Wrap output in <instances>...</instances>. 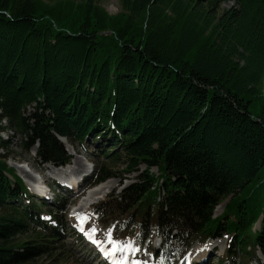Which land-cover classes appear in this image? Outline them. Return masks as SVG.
Returning <instances> with one entry per match:
<instances>
[{"label": "trees", "instance_id": "obj_1", "mask_svg": "<svg viewBox=\"0 0 264 264\" xmlns=\"http://www.w3.org/2000/svg\"><path fill=\"white\" fill-rule=\"evenodd\" d=\"M96 1L0 0V133L54 165L69 160L60 138L108 141L94 182L121 157L144 164L98 208L121 237L159 230L182 246L224 229L264 255V0H119L118 15ZM6 173L0 161V264H25L52 251L54 229Z\"/></svg>", "mask_w": 264, "mask_h": 264}, {"label": "rangeland", "instance_id": "obj_2", "mask_svg": "<svg viewBox=\"0 0 264 264\" xmlns=\"http://www.w3.org/2000/svg\"><path fill=\"white\" fill-rule=\"evenodd\" d=\"M44 4H51L54 2H62L63 0H40ZM73 1H82V0H73ZM96 4L103 8L109 15H118L120 13V3L119 0H97ZM224 5V4H223ZM169 15V14H168ZM34 109L32 107L27 108L26 114H32L34 113ZM2 125H5L6 123L4 121L1 122ZM0 137L2 140H7L9 143L8 150L0 149V161L4 162L7 167L13 169L12 174H7L6 176L12 181H15V178L19 179L23 185L26 186V188L29 190L30 195L33 194L30 189L33 188V190H37V188L40 186L42 189L43 187L46 188L49 192V196L52 195L55 196V199H59L60 204H52L50 200H43L45 203L41 202L42 200L40 197L34 198V203L37 205L40 211L44 212H51L52 214H56L61 219H63V222H61L63 227L62 233V241L59 243H56L58 245H62L59 248H56L52 250L51 252L42 254V255H36L30 262L25 264H96L93 259L95 258V255H92L91 252L88 250L87 247H83L82 242L76 239L75 235H77V232L74 235V229L78 225H74V228L72 227L71 222H83V226L86 227L84 232H87L88 228H92L95 232V238L102 241V243L105 245V247L109 251H113L114 245L109 242V234L112 233L111 238L112 240L119 241L120 244L125 245L129 242H126L127 240L122 239L118 240L115 239L114 236H117L114 230L111 228H101L95 221L97 218L95 216L96 214V207L99 209L110 208V203H107L106 205H101L100 203L104 201L106 198H110L113 200H117V198L120 197L121 193L130 186L133 183H140L143 175L142 172L145 171V165L141 164L136 167V169L129 170L127 165L124 163L123 157L119 158L118 160L113 161L111 164L112 171L115 173L113 177L104 179L98 183L94 184L96 174L95 172L101 167L102 162L105 158H102L101 154L106 150L109 149L111 145H109L108 141H103L102 139L95 140L91 138V136L87 137L86 140H67L65 138H60V142L64 146L65 150L67 151V154L69 156V162L67 163L69 166L75 165L78 167L75 174L81 173L83 170L88 171L86 175L84 176L82 182L84 183L85 180L87 183H84V186L78 187L77 189H62L60 187H57L54 183L53 179H51L48 174H52V169L57 168V166H54L50 163L44 164L41 159H39L36 155V152L38 150V143L36 142L33 144V146L26 150L24 148V137H21L20 135L15 134L11 130H4L0 133ZM113 142V141H112ZM113 149H111L112 152ZM117 152H113V155H116ZM75 163V164H74ZM71 164V165H70ZM91 164V165H90ZM64 167V166H63ZM25 169V171H24ZM82 170V171H81ZM149 172L152 174H155L157 176L158 172L156 170V167H151L149 169ZM26 173H29L32 175L33 180L29 179ZM74 173L72 175H75ZM86 176H89L87 178ZM160 181V179H159ZM107 182L111 187L107 188L105 192L101 195L98 200L96 199L94 202H90L89 206L87 208H82L79 211V215L75 216L73 209L77 210L80 207L81 201L85 195V193L92 187H95V185H98L100 183ZM232 195L226 196L223 199L219 200L214 204L213 210H212V218L217 217L220 215L224 209L228 201H230ZM55 202V201H54ZM53 202V203H54ZM19 203V202H18ZM41 203V205H40ZM26 205L25 202H22V205ZM74 207V208H73ZM142 208V206H139ZM218 209V210H217ZM134 209L125 212L126 214H129ZM77 215V214H76ZM262 220V216H259L255 220L254 226L251 227V239L254 240V238L261 233V230H259V224ZM222 222H225L223 220ZM71 223V224H70ZM77 223V224H79ZM80 225V224H79ZM82 225V224H81ZM224 225V224H223ZM96 226V227H95ZM254 230L256 232H254ZM73 231V233H72ZM234 232H228L227 230L220 229L219 233L215 235V238L208 239L203 243L193 241L186 251H183L182 258L186 257V254H188L189 257H186L187 259L190 258L192 253L198 251V255L200 256L201 253L206 249V245L211 243L212 241H215L214 244L217 247L216 251H206V264H217L215 262L216 256L221 253V250L223 246L228 244V242L233 243L235 239L231 240V236ZM30 233L24 234V238H27ZM217 236V237H216ZM19 238V239H24ZM81 240L83 238L81 237ZM95 239H92L91 241H94ZM238 240H235V242ZM101 243V244H102ZM239 243V242H237ZM100 244V245H101ZM121 245V246H122ZM258 245L257 243H254V246ZM135 246V245H134ZM134 248V247H132ZM211 249L214 250V247ZM246 250L250 251L253 250V247L251 244H248L246 246ZM256 254H259V250L256 248ZM114 252V251H113ZM130 252L133 253L132 250H124V251H115V257H125ZM208 252V254H207ZM205 256V257H206ZM191 258L195 259H201L200 257L193 256ZM241 264H258L255 261H252L250 263H241Z\"/></svg>", "mask_w": 264, "mask_h": 264}, {"label": "bare ground", "instance_id": "obj_3", "mask_svg": "<svg viewBox=\"0 0 264 264\" xmlns=\"http://www.w3.org/2000/svg\"><path fill=\"white\" fill-rule=\"evenodd\" d=\"M75 164V163H74ZM71 165V164H70ZM78 167L75 165L72 166H65L60 168L59 170H55L54 175L56 176H61V177H69V179L71 180V182L75 183V179L72 176V174L77 171ZM25 171V169H24ZM82 171V170H81ZM83 172V171H82ZM27 176L29 177V179L33 180L34 177H32V175H30L29 173H26ZM87 177V176H86ZM35 179V178H34ZM36 180V179H35ZM111 187L107 182L105 183H100L98 185H95V187L90 188L84 195L80 204V207L78 209V213L77 210H73L74 211V215L78 216L79 215V211L83 208H86L89 206L90 202H94L96 199L98 200V198L101 197V195L103 194V192H105L107 190V188ZM105 194V193H104ZM103 194V195H104ZM218 210V209H217ZM77 214V215H76ZM96 227V226H95ZM101 244V243H100ZM99 246H102V244Z\"/></svg>", "mask_w": 264, "mask_h": 264}, {"label": "snow or ice", "instance_id": "obj_4", "mask_svg": "<svg viewBox=\"0 0 264 264\" xmlns=\"http://www.w3.org/2000/svg\"><path fill=\"white\" fill-rule=\"evenodd\" d=\"M109 242L112 243L114 245V248H113V251H124V250H132V244L131 243H128V244H125V245H120V242L119 241H115V240H112L111 238V234H109ZM108 253L106 252L105 255H107ZM138 264V262H137Z\"/></svg>", "mask_w": 264, "mask_h": 264}, {"label": "water", "instance_id": "obj_5", "mask_svg": "<svg viewBox=\"0 0 264 264\" xmlns=\"http://www.w3.org/2000/svg\"><path fill=\"white\" fill-rule=\"evenodd\" d=\"M174 173H176V172H174Z\"/></svg>", "mask_w": 264, "mask_h": 264}]
</instances>
